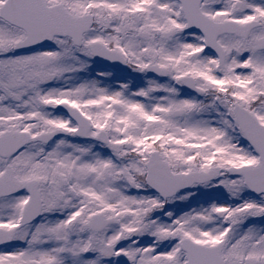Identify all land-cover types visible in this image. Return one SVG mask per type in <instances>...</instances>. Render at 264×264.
<instances>
[{"label":"snow or ice","instance_id":"6c2138e0","mask_svg":"<svg viewBox=\"0 0 264 264\" xmlns=\"http://www.w3.org/2000/svg\"><path fill=\"white\" fill-rule=\"evenodd\" d=\"M0 264H264V0H0Z\"/></svg>","mask_w":264,"mask_h":264}]
</instances>
